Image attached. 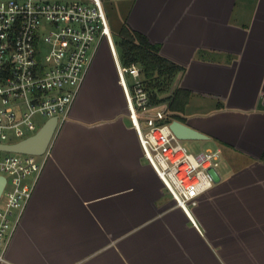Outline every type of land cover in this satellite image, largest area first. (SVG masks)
Listing matches in <instances>:
<instances>
[{"label": "crops", "instance_id": "0c3cea01", "mask_svg": "<svg viewBox=\"0 0 264 264\" xmlns=\"http://www.w3.org/2000/svg\"><path fill=\"white\" fill-rule=\"evenodd\" d=\"M120 7V25L183 67L171 91L190 98L175 113L222 150L214 185L177 205L144 158L105 43L114 69L100 46L0 264H264V0Z\"/></svg>", "mask_w": 264, "mask_h": 264}, {"label": "built area", "instance_id": "2783aa9c", "mask_svg": "<svg viewBox=\"0 0 264 264\" xmlns=\"http://www.w3.org/2000/svg\"><path fill=\"white\" fill-rule=\"evenodd\" d=\"M103 43L114 57L144 157L177 205L188 211L214 185L222 150L193 153L174 134L167 103L152 105L139 68L121 63L103 0H0V145L34 135L53 117L57 130L68 119ZM37 115L45 118L39 127ZM47 153L48 148L42 155L0 150V176L5 178L0 195V262Z\"/></svg>", "mask_w": 264, "mask_h": 264}, {"label": "trees", "instance_id": "16d2710c", "mask_svg": "<svg viewBox=\"0 0 264 264\" xmlns=\"http://www.w3.org/2000/svg\"><path fill=\"white\" fill-rule=\"evenodd\" d=\"M118 37L115 43L121 63L125 66L134 64L139 68L150 103L152 105L167 103L171 111L168 120L182 121L175 112L184 109L190 92L182 88H175L173 91L171 89L176 75L183 67L163 57L159 45L150 43L144 35L130 30L125 23L120 25ZM260 158L264 161V149Z\"/></svg>", "mask_w": 264, "mask_h": 264}, {"label": "water", "instance_id": "95a60500", "mask_svg": "<svg viewBox=\"0 0 264 264\" xmlns=\"http://www.w3.org/2000/svg\"><path fill=\"white\" fill-rule=\"evenodd\" d=\"M56 127L57 118H50L34 135L25 138L15 144L0 145V150L42 155L47 150L55 133ZM170 128L174 132V134L181 140L208 138L202 132L190 127L189 125L177 119H173L170 122ZM4 184L5 178L0 176V195L2 193Z\"/></svg>", "mask_w": 264, "mask_h": 264}, {"label": "rangeland", "instance_id": "374dc122", "mask_svg": "<svg viewBox=\"0 0 264 264\" xmlns=\"http://www.w3.org/2000/svg\"><path fill=\"white\" fill-rule=\"evenodd\" d=\"M54 1L70 2V1H88V0H54ZM126 1L128 2V0ZM122 2L123 0H103V8L108 18L109 26L113 35V39L115 41H118L119 39L118 30L120 28V24L117 22V17L119 12H121L120 5ZM100 58L103 59L104 65L107 64V66L111 67L112 70L114 69L112 58L110 56V53L108 52L107 45L105 43L101 45L98 59ZM35 120L37 127H39L45 121V118H41L39 117V115H37L35 117ZM202 140L203 139H188V140H182V142L189 149V151L193 153L204 151L207 148L213 149L217 147V145L212 141L203 142Z\"/></svg>", "mask_w": 264, "mask_h": 264}]
</instances>
